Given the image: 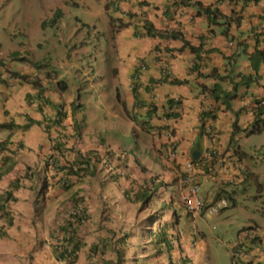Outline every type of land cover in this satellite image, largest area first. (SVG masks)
<instances>
[{
  "label": "crops",
  "instance_id": "obj_1",
  "mask_svg": "<svg viewBox=\"0 0 264 264\" xmlns=\"http://www.w3.org/2000/svg\"><path fill=\"white\" fill-rule=\"evenodd\" d=\"M98 2L102 6L100 11L97 10L98 14L110 8L116 13L114 20L110 18L114 31L102 58V65L112 73L113 92L102 88L104 75L100 71L88 77L93 80L89 86L70 93L68 86L66 89L54 86L55 80H61L60 75L55 77L49 71H39L27 60L15 65L18 57L24 54L12 53L15 55L6 57L7 63L0 62L3 68L0 124L13 122L17 125L0 126V141L7 138L6 148H0V167L7 155H13L15 160L13 166L0 175V197L12 180L19 177V186L13 190L14 199L5 206L13 220L8 229L14 233L15 245L28 242L21 232H17L20 201H26L30 210L22 222L29 225L27 229L31 230V235L35 232V195L31 188L35 172L26 174V168L39 167L46 159L62 165L76 160L77 153L95 150L96 165L89 167L87 175L81 178L47 165L50 184L44 214L47 215L51 206L56 207L48 212L50 219L45 223L50 224L56 213L84 206L90 213L86 224L92 230L97 221H106L107 208L113 209L114 213L117 209L120 212V205L116 204L125 201L119 199L125 188L149 183L151 178L152 187L160 193L156 203L170 200L172 206L179 207L177 196L183 190L180 174L184 162L195 148L217 147L224 160L223 167L216 172L209 170L208 173V168L202 165L201 169L197 168L201 184L206 186L202 194L207 198L214 193L215 187H233L237 183H246L249 176L261 173L252 164L253 161L258 162L252 154L257 144L249 142L248 151L238 144L237 139L251 138L264 130L248 132L255 109H263L264 116V104L256 103L257 100L264 101V57L257 77L248 82L241 77L254 73L248 53L255 45L264 46V33L257 39L252 34L253 29L264 31V0L245 3L243 0H185L184 3L180 0H119L118 6L107 4L105 0ZM199 3L216 8L219 13L210 14V21L197 5ZM232 11L240 14L239 24L224 21L222 14ZM63 13L55 24L60 22ZM147 22L155 30L174 31L178 36L152 35L145 27ZM193 47L195 50L191 49ZM142 62L145 67H140ZM161 63L168 64L170 76L162 75ZM18 72L36 74L38 85L27 78L17 77L15 73ZM220 74L223 75L220 83L224 89L233 90V83L237 82L229 107L220 98L216 100L201 91L204 86L213 85ZM174 78L186 79V82L177 86L179 83L173 82ZM172 97L180 98L178 113L164 119L167 100ZM203 109L212 110L215 116L201 120L199 114ZM165 124L172 129L176 140L174 157L168 156L167 136L163 133ZM132 131L135 144L129 145L125 138ZM52 139L65 140V147L55 150ZM236 146L239 154L235 151ZM60 178H65L67 183L62 184ZM231 178L237 182L226 181ZM112 193L116 196L112 197ZM39 228L47 229L45 225ZM100 229L101 233L92 231L91 234H98L99 238L103 231L102 227ZM88 230L79 231L85 238H93ZM12 239H0V264H9L3 250L9 254L13 264H24L15 252L25 254L26 249L10 247L8 242ZM182 249L193 257L201 253L196 246H191L187 238H183ZM256 252L261 255L260 263L246 261L239 264H264V242ZM80 256L79 251L73 264H83ZM191 259V264L193 260L196 264L195 258ZM25 264H28L27 260Z\"/></svg>",
  "mask_w": 264,
  "mask_h": 264
},
{
  "label": "rangeland",
  "instance_id": "obj_2",
  "mask_svg": "<svg viewBox=\"0 0 264 264\" xmlns=\"http://www.w3.org/2000/svg\"><path fill=\"white\" fill-rule=\"evenodd\" d=\"M63 10V16L59 23L52 24L47 22L42 24L44 19H49L55 8ZM102 8L98 0H0V56L4 59L11 51H20L21 54L29 56L37 62L32 63L31 67H36L39 71H50L55 74V77L60 75L59 79L66 81L70 93H77L81 88L89 86L93 80H89L96 71L103 73L102 88L107 92H113V77L111 71L102 65V58L107 51V42L113 33L112 23L110 18L115 19L116 13L113 9L107 10L105 13L98 14ZM98 25V26H96ZM25 50V51H23ZM23 61L18 59L17 66ZM14 65V66H15ZM97 81V80H96ZM185 82V81H184ZM182 82V83H184ZM182 83L177 84L180 86ZM54 86L58 88V81H54ZM190 119V116H188ZM252 126H250L251 128ZM263 130L264 127L261 126ZM260 130V131H261ZM256 132V131H255ZM133 132L126 136V142L129 145L135 144ZM264 130L262 133H256L251 138H238L239 145L245 150H248V144H257V149L252 154L257 158L258 162L253 161L259 171L258 176H249L246 183L235 184L236 207L226 208L222 214H211L205 212L202 216L196 219V228L193 232L192 222L188 221L181 214L178 229L182 236H189L194 239V246L201 251L200 254H195L196 264H231L230 259V244L237 238L238 229L252 222H257L264 228ZM141 152H139L140 154ZM263 180V188H258L257 179ZM205 184L201 185L200 191L204 192ZM213 189V186H210ZM91 194V193H90ZM24 199V195L22 196ZM211 198V195L208 196ZM121 199V198H119ZM124 200V199H122ZM17 208L19 210L17 232H21L23 238L27 241H37L40 234L31 235V230L23 220L29 215L30 210L27 207L26 201L19 202ZM120 205L114 213L113 209H108L105 219L106 230L102 231V235H109L107 229L115 232L126 231L127 229L133 232L130 242L137 247V252H142V235L143 227L145 226L144 219L148 214L159 212L157 206L148 204H132L130 201L117 202ZM174 207H177L174 205ZM51 206L49 211L52 210ZM158 208V207H157ZM47 213L40 222H49L50 216ZM119 213L120 216L117 214ZM163 217L170 220L171 215L168 214L166 208ZM36 215L34 219H38ZM39 221V220H38ZM101 222L96 223V227L100 229ZM104 226H102L104 228ZM40 226L38 225V228ZM1 231V230H0ZM92 230L88 233L91 234ZM101 231H98V234ZM45 232L42 233L43 239L46 237ZM13 231H7V236L12 239ZM96 237V236H94ZM87 240H92L89 237ZM130 243V246H131ZM10 247H18L12 242H8ZM28 246V244H27ZM40 250L34 252V261L41 264H55L52 260V253L45 244H36ZM150 247V245H149ZM47 248V249H46ZM3 253L8 256V263L13 264V260L9 258V254L3 250ZM142 254V253H141ZM19 253L15 252V256ZM2 257V256H1ZM21 257V255H20ZM137 260L138 264H159V258L154 256L140 255ZM53 262V263H52ZM25 264V263H24ZM162 264V263H160Z\"/></svg>",
  "mask_w": 264,
  "mask_h": 264
},
{
  "label": "clouds",
  "instance_id": "obj_3",
  "mask_svg": "<svg viewBox=\"0 0 264 264\" xmlns=\"http://www.w3.org/2000/svg\"><path fill=\"white\" fill-rule=\"evenodd\" d=\"M255 1H257V0H255ZM180 2L184 3L185 1L184 0H180ZM105 3H107V4L111 3L114 6H118L119 0H105ZM57 8H59V7H57ZM57 8L54 9L51 17L53 16V14H54V12H55V10ZM217 12H218V10H217ZM210 14L212 15L213 13H210ZM237 15L240 16V14H236L234 11H232L230 14H222V17H223L225 22L226 21H234L232 16H237ZM225 16H227V17H225ZM51 17L49 19H44L42 21V24H45L47 22L55 24V22L57 21L58 18L55 17V21L51 22L50 21ZM234 22H236V21H234ZM145 27H146V25H145ZM255 33H258L257 34V37H258L260 34L264 33V31H259V30L253 29V33H252L253 36H256ZM255 46L259 47L258 45H255ZM259 48L264 49V46L263 47H259ZM12 53H14V52H11L10 54H8L7 57H9L10 55H15V54L17 55L18 53H21V52L16 51L15 54H12ZM249 54H250V52L248 53V56H249ZM26 57H27V55L18 57V59L26 58ZM263 57H264V53H263ZM263 57H262L261 61L263 60ZM248 59H249V57H248ZM6 60H7V58L4 59L3 57H0V62L2 64L7 63ZM21 60H26V59H21ZM261 61L259 63V66L261 64ZM259 66H258L257 71H255L252 68L253 71H254L253 74L241 75V77H243L246 80V82L254 79L258 75ZM140 67H145V63L142 62L140 64ZM163 68H166V71L163 72L162 71ZM160 72L162 73L163 76H170L171 71H170V68H169L167 63H161ZM51 73L53 74V72H51ZM15 74H16L17 77H19L21 79H24V78L29 79L30 82H32L34 79L38 78V76L36 74H34V73L28 74V75H24V74H20L18 72V73H15ZM2 75H3V68L0 67V79L2 78ZM248 76H251V78H248ZM222 77H223V75H221V74L218 76V80L217 81L219 83H220V79H222ZM174 79H178V78H174ZM174 79H172L173 82H175ZM181 80H184L186 82V79H181ZM175 83H178V82H175ZM214 83H213V85H214ZM213 85L204 86L203 90H201V91H204L206 94H209L211 97H213L212 94H211V91H210V88H212ZM220 85H221V83H220ZM236 85H237V82L234 81L233 90H227V89H224V88H222V90H226V91L232 92L233 93V97H234V95H235L234 87H236ZM66 87H67L66 81H64V80L58 81V88L66 89ZM221 87H222V85H221ZM219 98L222 100L223 103H225L223 101V99H222V94L219 96ZM219 98H217V99H219ZM170 99H172V104L167 102V107H166V112H165V115H164V119L166 117H168V116L174 117L178 113V108H179V104H180V98L172 97ZM214 99H216V98H214ZM231 99H229V102H230ZM256 103L257 104H259V103L260 104H264V101L257 100ZM202 111H205V112L208 111V112L212 113V110L203 109ZM201 112L199 114V118H201L200 117ZM262 113H263V109H261V110L258 109V108L255 109V117H254V120H253V122L251 124L252 127L249 128V131H248L249 133L261 130L260 125L262 124V121L264 120V116H262ZM208 116H204L202 120H204ZM9 123H13V122H9ZM13 124H15V123H13ZM253 126H258L260 129L251 131ZM163 129H164V132H163L164 135L167 136L168 156L174 157L176 155V152H175V150H176L175 141L176 140L173 137V131H172L171 128H169L168 124H165ZM132 132L134 134V131H132ZM0 142H4L5 143L4 146L0 147V148H4V147L6 148L7 138L2 140V141H0ZM64 143H65V140H54V139H52L53 148L55 150H57V151H60L63 147H65ZM193 150H199V154L195 158L192 155ZM193 150L190 153L189 157L184 162V166H183V169H182L181 174H180V177H181V180H182V184H183V190H182V193L180 194V196H177V198L179 199L178 202L180 204L179 207L178 206L177 207L172 206V204H171L172 201H170V200L161 201L159 204L156 203L155 199H158V197H160V193L157 192V188L152 187V183H151L152 182V178L149 180V183L148 182L147 183L146 182L142 183V184H148L149 187L151 188L150 189L151 194L149 195L148 205L157 206L158 208L156 207V209H159V212L162 213V219H164L163 213H164L165 209L167 208L168 210H170L169 214L171 215V219L170 220L164 219V220H166L168 222L171 231L177 237V243H183V238H187L188 242L191 244V246H194V242H195L194 239L190 238L189 236H182V234L180 233V231L178 229V224L180 222L181 214H183L188 221L192 222L193 232H190V235H192L194 233V229L196 228V219H197L198 216H202L205 212H209L211 214L220 215V214H222V212L226 208H230V207H233V206L236 207V202H237L236 197H235L236 189H235L234 185H233V187L225 185L226 188L225 187H218V188L215 187V189L213 190L214 193L210 194L211 195L210 199L202 194V192L200 191V188H201V185H202L201 184V180H200V175H199L200 170H197V168L199 167L201 169L202 166H203V167L208 168V173H209V170H214L216 172L217 169H220V168L223 167L224 160L222 158L221 150L219 148H217V147H214V146L205 147L203 149L195 148ZM235 151H236V153H238V152L240 153V150H239L238 146H236ZM77 155H78V157H77L76 160L68 161L67 163L62 164V165L57 164L55 160H49L48 164L52 168L53 167H58L60 169H64L65 173H67V174H75L78 178H81L82 176L87 175L86 173H88L89 167H91L92 165H94V166L96 165V164H94V162L97 161L95 159V157L97 158V155L95 153V150H90L89 153H77ZM7 156H11L13 162L9 158H4L3 162L1 164V167H0V175L5 173L6 171H8L13 166V164L15 162L13 155H7ZM91 159H93V163L91 162ZM87 160H88L90 165L83 167V169H82L83 170L82 171L83 175L80 176L81 175V168L78 169V170H77V168L80 167V166H84L85 162ZM79 161H81V162L79 163ZM54 162H55V164H54ZM47 165H44V162H43V164L40 165L39 167L32 168V171L35 170L37 173H42V171L46 170V176H47ZM200 165H202V166H200ZM26 171H27V168H26ZM64 177L66 179H69V177L67 175H65ZM65 178H60L59 179L62 184H66L67 183ZM232 180L234 182H237L236 180H234L232 178L231 179H227L226 181H232ZM12 181L13 182L19 181V177H16ZM238 181H240V180H238ZM13 182H11L3 190L2 194H1V197H0V203L3 202V198H8L7 202L11 201V199H14V194H13V190L14 189L12 188ZM47 182H48V178H47ZM230 183H232V182H230ZM257 183H258V188L259 189L263 188V180L262 179H257ZM49 184L50 183H48L47 188L45 190L46 192L48 190ZM17 186H19V182H18ZM128 189H129L130 193H133V192L137 191V187L136 186L134 187L133 185L129 186ZM9 190H11V195L9 197H6V194H7L6 192L9 191ZM46 192H45V195H44L45 198H44V201H43V211H42L41 218H43L44 214H45ZM34 195L35 196H34V199H33V214L35 216L34 208H35V199L37 198L35 191H34ZM115 196L116 195L114 193H112V197H115ZM122 198L125 199V201H130L132 204H137L136 202H133L132 200H129L126 196L123 195V193L121 195V199ZM189 198H192L193 201L189 202L188 201ZM2 214H5V212L0 209V226H2L5 223V218L2 216ZM41 218L38 219L39 220V225H41V226L45 225L46 228H47L49 226V223H45V221L44 222H40V221H42ZM107 221L108 220H106L105 222H107ZM105 222L103 221V224H99V225L102 227V226L106 225ZM96 223L94 224L95 225V229H93V230L89 229L87 233H89L91 230L92 231H97V232L101 230V229H98V227H96ZM105 227L106 226H104V228L102 227L103 231L105 230ZM3 228L5 229L4 226H3ZM7 231H9L8 227L5 229V234H3L2 236L0 235V239L2 237H5V238H9L11 240V238L7 236ZM126 231H129L130 233L133 234V232L130 231V229L129 230L127 229ZM0 233H1V231H0ZM90 235H92V234H90ZM92 236H93V238L90 241L87 240L88 238H85L84 236L82 238H83L84 242L89 241V244H90L92 242H97L100 237L105 236V235H102L99 238L97 237L98 234L97 235L93 234ZM94 236H96V237H94ZM33 241H36V240L33 239L31 241H28L26 243H20V245H18L19 248L26 249V252H25V254L23 252H21V251L18 252L19 255L17 256V258L19 260H21L23 263H25V261L27 260L28 264H41V261L39 259V252H38V256H37V258L39 260V263H37L36 261H34L32 259L35 256L34 252H32V251L40 250V248L35 246L36 242H33ZM263 242H264V228L260 224H258L257 222H252V223L245 224V225L241 226L238 229V231H237L236 240L233 243L230 244L231 264H239V263H244L246 261L260 263L261 262V259H260L261 255L258 252H256V248L260 247L263 244ZM27 244H28V246H27ZM85 246H88V245H85ZM46 247H48L50 249L51 253H52L50 245L47 244ZM20 255H21V257H20ZM80 255H81L80 258H81V261L83 262V264H92V262L97 263V259H95V258L91 259V261L87 260L88 250L84 246H82V248L80 249ZM185 257L188 258L187 264H191V261H192L191 257L193 259H194V257L190 256L189 254H186L183 251V249L178 251V254L175 257V260L181 262L182 261L181 259L185 258ZM52 260H53V262L55 261V264H67L64 259H62V262H59V261H57L58 259L54 260L53 257H52ZM160 263L168 264V259H165L164 262H159V264ZM193 264H195L194 260H193Z\"/></svg>",
  "mask_w": 264,
  "mask_h": 264
},
{
  "label": "trees",
  "instance_id": "obj_4",
  "mask_svg": "<svg viewBox=\"0 0 264 264\" xmlns=\"http://www.w3.org/2000/svg\"><path fill=\"white\" fill-rule=\"evenodd\" d=\"M185 1V0H184ZM249 0H243L245 3ZM199 8H202L205 11V14H207V17L209 20H212V17L210 13L217 14L216 8H210L209 6H203L201 3L197 4ZM63 11L60 8H57L51 17L50 21H55V17L59 18L62 15ZM227 17V16H225ZM233 20L239 24L240 16H232ZM231 20V19H230ZM147 32L150 34H158V35H165V36H171L176 37L178 34L174 31L170 32H164L161 30H155L148 22L145 23ZM257 34L255 33V38L257 39ZM192 50H195V48H191ZM16 51H14L15 53ZM264 49L259 48L255 46L252 52L249 54V60L251 63L252 68L257 71L259 63L263 57ZM29 57V56H27ZM30 58V57H29ZM25 59V58H21ZM28 62H31L36 64L34 60L26 59ZM248 78H251V76H248ZM175 82L181 83L184 80L181 79H174ZM33 83L35 85L37 84V81L34 79ZM211 94L214 98H219V96L222 94V99L225 102V106L229 107L230 102L229 99L233 97V93L230 91L222 90V87L220 83L217 81L214 83L212 88H210ZM168 103L172 104V99L167 100ZM212 116L215 115L208 111H202L200 115V119L202 120L204 116ZM2 125H9V126H16V124L13 123H4L0 124ZM27 124L23 125L26 126ZM264 127V120L262 121V124L260 127ZM260 128L258 126H253L251 131L259 130ZM262 129V127H261ZM4 142H0V147L4 146ZM5 158H9L12 160L11 156H6ZM13 162V160H12ZM81 161H79L80 163ZM49 163V160L46 159L44 161V165H47ZM88 160L85 162L84 166H80L77 168H81V175L82 176V169L85 166H89ZM43 168V167H42ZM35 172V181L31 185V188L36 192L37 198L35 199V208L34 212L37 217L42 216L43 211V201H44V195L45 190L47 188L48 182H47V176H46V170L42 171V173H37L35 170L32 171L31 166H27V173L29 174L31 172ZM29 172V173H28ZM33 174V173H32ZM31 174V175H32ZM27 176V175H26ZM18 181L13 182L12 188H17ZM150 187L148 184H141L137 186V191L130 193L128 188H125L123 190V195L126 196L129 200H132L133 202H140L142 204H148L149 201V195ZM6 197H9L11 195V190L6 192ZM8 198H3V202L0 203V209L5 212V214H2V216L5 218V223L0 226L2 236L5 234V229L7 227H10L13 224L12 217L7 213L5 210V206L7 204ZM89 210H86L84 206H76L73 207L69 211H65L64 213L55 214L52 218L51 223L47 227V229H40L38 228L39 221L38 219H33V226L35 228V232L37 233V229H39L40 234L38 235V238L41 240L37 241V235L35 237L36 244L42 245V247L45 244H49L52 250V257L54 260L58 259L57 261L62 262V259L65 260L67 264H72L78 257L79 251L82 248V246L86 247L88 250L87 260L91 261V259H97V263L92 262V264H138L137 260H139L140 255L143 256H154L155 254L159 258V262H164L165 259H168V264H187L188 258H182L181 262L175 260L176 255L178 254V251L182 249V243H177V237L175 234L171 231L169 224L166 220L162 219V213L157 212L154 214H148V216L145 217L144 222L145 226L143 227V233L142 235V245L141 249H143L142 252H137V247L133 246V243L130 242L131 233L129 231H119L115 232L114 230L107 229L109 232V235L102 236L99 238L97 242H92L88 244L87 242H84L83 240V234L80 233V229H83L84 232L89 229V225L86 224L89 218ZM5 227V229L3 228ZM41 226V225H39ZM106 230V228H105ZM45 232L46 237L43 239L42 233ZM131 243V246H130ZM88 245V246H85ZM150 245V247H149ZM37 247V246H36ZM142 253V254H141ZM53 263V262H52Z\"/></svg>",
  "mask_w": 264,
  "mask_h": 264
},
{
  "label": "water",
  "instance_id": "obj_5",
  "mask_svg": "<svg viewBox=\"0 0 264 264\" xmlns=\"http://www.w3.org/2000/svg\"><path fill=\"white\" fill-rule=\"evenodd\" d=\"M198 154H199V150H193L192 155L194 158L197 157Z\"/></svg>",
  "mask_w": 264,
  "mask_h": 264
},
{
  "label": "built area",
  "instance_id": "obj_6",
  "mask_svg": "<svg viewBox=\"0 0 264 264\" xmlns=\"http://www.w3.org/2000/svg\"><path fill=\"white\" fill-rule=\"evenodd\" d=\"M162 71H163V72L166 71V68H163ZM188 201H189V202H192L193 200H192V198H189Z\"/></svg>",
  "mask_w": 264,
  "mask_h": 264
}]
</instances>
